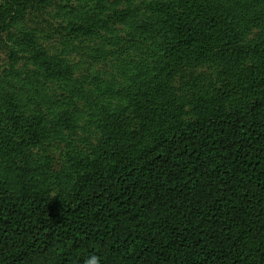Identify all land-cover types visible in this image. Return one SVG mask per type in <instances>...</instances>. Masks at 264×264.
<instances>
[{
    "label": "trees",
    "instance_id": "16d2710c",
    "mask_svg": "<svg viewBox=\"0 0 264 264\" xmlns=\"http://www.w3.org/2000/svg\"><path fill=\"white\" fill-rule=\"evenodd\" d=\"M31 1L66 33L0 69V264H264V0Z\"/></svg>",
    "mask_w": 264,
    "mask_h": 264
},
{
    "label": "rangeland",
    "instance_id": "374dc122",
    "mask_svg": "<svg viewBox=\"0 0 264 264\" xmlns=\"http://www.w3.org/2000/svg\"><path fill=\"white\" fill-rule=\"evenodd\" d=\"M20 1L22 3H20ZM75 1V0H71ZM59 1H55L51 4V6L43 8L44 6L38 5L42 7L37 12H34L35 5L31 0H14L12 3L17 5H23L25 7L26 17L20 20V24H11L6 20L5 22L0 21V69L7 67L11 63H14L16 67L21 68L23 70L30 69L31 60L28 58V55L17 51L14 49L12 45V35L17 34L19 30L23 31L24 25H28L30 27L35 28L36 32H38L37 37L39 39V43L44 47L47 53H51L54 51V47H58L57 40L60 37V34L66 33V29H63L65 26V22L63 19V14L56 10L53 4H58ZM76 2V1H75ZM6 6V0H0V5ZM22 6V7H23ZM33 7V9H31ZM31 13L30 15H27ZM58 15V16H57ZM63 25V27L61 26ZM20 31V32H21ZM78 55L73 56L70 55L68 61H70V65L76 75L86 74L88 73L87 65L80 64L81 62L77 59ZM102 68V67H101ZM118 74V71H117ZM28 110L31 109V104L27 105ZM77 134L83 137L82 133L77 131ZM63 144L54 143V144H45L43 146H39L35 149L37 153V157L41 160V162H49L52 164H56L59 162L61 157V152L63 150ZM88 148L85 147V150ZM0 161H3L0 159Z\"/></svg>",
    "mask_w": 264,
    "mask_h": 264
},
{
    "label": "clouds",
    "instance_id": "9594fccd",
    "mask_svg": "<svg viewBox=\"0 0 264 264\" xmlns=\"http://www.w3.org/2000/svg\"><path fill=\"white\" fill-rule=\"evenodd\" d=\"M100 260L99 256L92 254L86 259L85 264H100Z\"/></svg>",
    "mask_w": 264,
    "mask_h": 264
}]
</instances>
